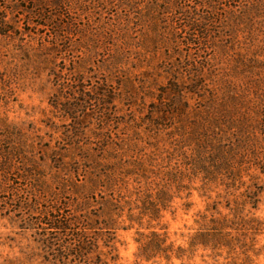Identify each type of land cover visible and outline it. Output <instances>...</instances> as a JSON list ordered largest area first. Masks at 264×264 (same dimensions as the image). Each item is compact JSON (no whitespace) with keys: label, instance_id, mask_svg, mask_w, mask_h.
I'll use <instances>...</instances> for the list:
<instances>
[{"label":"rangeland","instance_id":"rangeland-1","mask_svg":"<svg viewBox=\"0 0 264 264\" xmlns=\"http://www.w3.org/2000/svg\"><path fill=\"white\" fill-rule=\"evenodd\" d=\"M20 1L0 0V264H54L57 209L91 213L117 264H264V0H216L196 40L162 1L67 8L62 37ZM153 231L168 251L145 258Z\"/></svg>","mask_w":264,"mask_h":264},{"label":"trees","instance_id":"trees-1","mask_svg":"<svg viewBox=\"0 0 264 264\" xmlns=\"http://www.w3.org/2000/svg\"><path fill=\"white\" fill-rule=\"evenodd\" d=\"M95 2L98 4H104L105 1L107 3H112L113 0H22L23 3H14L12 5L11 10H24L31 14L30 17H33V14L36 18L42 20V26L53 25V28L56 29V35L62 37L63 35L69 36L72 33V23L67 20V22H62L61 18L63 14L61 11L66 10L67 8H72L73 6L83 7V3L86 2ZM116 1V0H115ZM119 5H125L127 7H132L134 4V0H117ZM155 1H162L161 6H165L163 8L164 14L167 13L171 14L172 11L178 12L179 16H176L177 20L178 17H184L185 25L182 30H186V27H189L191 30V40H196L198 37L206 38L209 34H212V28L210 25L217 22L218 17V9L216 6H213V2L216 0H194L202 9L206 8L205 11L200 12L199 9L196 10L194 13L190 11H186L183 9L184 4L181 6L179 5L177 0H155ZM25 4V5H24ZM160 6V5H158ZM157 6V7H158ZM155 6V8H157ZM207 7H212L211 10H208ZM49 9H55L58 13L56 14L59 16V22H53L52 16H47L45 14L46 11H50ZM4 13V12H3ZM223 16V14H220ZM157 16V15H156ZM164 16V15H163ZM226 18L228 14L225 15ZM164 18V17H161ZM223 19V17H221ZM169 16H165V20L161 19L162 22L167 21ZM174 19V18H172ZM174 21V20H173ZM12 27L9 26L8 21L6 19V15L0 14V35L1 36H10L12 32ZM168 30V29H167ZM166 32V31H165ZM161 29H159V35L163 34ZM188 33V31H187ZM178 31L172 30V35H178ZM202 38V39H203ZM65 43V49L68 50L70 47V39H67ZM180 92V91H178ZM225 112V111H224ZM221 112L213 114V116L209 115L204 119V122H208L209 128L212 127L213 124L216 127H219L217 122L224 119L221 118ZM209 118V119H208ZM203 122V123H204ZM202 122L195 123V127L199 125H203ZM206 125V124H205ZM204 129V127H203ZM205 130V129H204ZM195 133V132H194ZM197 135V134H196ZM61 209H57L55 211H51L47 213V222L46 224L54 230L56 233L52 232L49 234H45V239L43 241L44 247L47 251L48 259L51 263L56 264V262H61L63 264H117V258L111 255V251L107 253L98 252L99 250V241L98 235L96 236L90 235L89 231L95 229V225L98 224L96 219L92 218L91 213H82L76 219H72L71 217H64L60 214ZM224 221H227L224 218ZM214 222V221H213ZM220 224V227H214L212 230L214 233L219 235L222 229L225 228L223 223ZM227 227V225H226ZM96 231H94L95 233ZM59 233H62L63 237L59 236ZM215 235V234H213ZM209 233H200L194 236L191 246L195 245L196 242L202 240L203 238H210L213 239L214 236ZM216 236V235H215ZM68 237V239H67ZM163 240L160 238V235L157 234L155 231L151 232L150 236H146L145 241H143V246L141 248V255L145 258H150V253H158L159 251H168V248H160L161 243ZM201 244L207 246V243L201 241ZM178 251V252H177ZM176 254L182 253V248H178ZM110 255V257L108 256ZM105 256V257H104ZM172 255H167V259H170ZM73 261V262H71Z\"/></svg>","mask_w":264,"mask_h":264}]
</instances>
